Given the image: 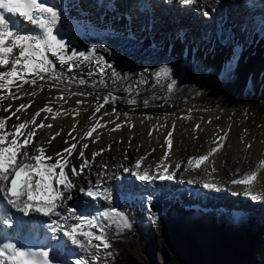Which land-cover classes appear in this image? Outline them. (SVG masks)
Wrapping results in <instances>:
<instances>
[{"label":"bare ground","instance_id":"bare-ground-1","mask_svg":"<svg viewBox=\"0 0 264 264\" xmlns=\"http://www.w3.org/2000/svg\"><path fill=\"white\" fill-rule=\"evenodd\" d=\"M242 1L207 0L205 3V0H200V3L189 6L199 7L204 12V18H207L209 14H216L220 4H227V11H230L236 2L238 10L242 8L246 11L250 6L241 7L239 4ZM236 12L234 10V15ZM85 13L89 28L87 34L91 36L81 41L67 40L63 49L57 50L55 55L49 50L46 56L51 63L46 65L47 72L37 75L17 68L29 83L16 77L11 85L0 89V120L5 121V127L0 129V134L4 131L14 133V126L26 123L27 127L21 130L18 140L22 142L29 139L26 149L29 156L37 155V149L43 148L46 157L54 158L45 160L44 163L51 164L57 153L76 145L70 156L62 153L69 161L65 172L74 187L64 190L54 183L58 190L64 191L66 197L57 202L59 206L56 211L60 213L61 219L68 217L66 207L71 205L76 196L88 201L91 207L99 205L102 212L96 219L101 220L98 221L99 229L95 234L100 235L103 230L110 247L97 250L88 241L81 242L84 246L76 248L79 257L73 260V264H94L92 256L104 251L110 254L120 245L129 246L143 254V259L149 262L157 255L166 258L171 252H184L185 255L188 241L194 235L199 238L197 241L200 249L206 252L210 246L208 241L217 239L221 229H231L230 234L241 237L246 249L252 247L249 246V241L251 245L258 244L251 237L254 232H251L250 226L255 225L256 234L261 237L264 218L258 219L253 214L245 216L230 206L225 209L227 204L221 205L222 210H219L213 204L209 205V209L206 203L197 206V202L200 196L210 201L215 195L222 194L227 196L228 203L232 201L231 203L236 204L240 201L241 205L249 203L251 206L256 203L264 204V199L245 196L244 185L231 183L232 180L241 179L246 173L257 171L254 192H264V169H255L254 166L258 163L259 167V162L264 160V140L254 139L250 142L249 136L242 139L230 137L226 141L217 136L221 123L217 110L225 106H249L264 113V47L259 46L264 38L261 41L252 37L249 41L241 36L239 30L236 34L230 27L221 34L223 44L212 42L211 26L206 23L205 28L209 32L200 45L187 38H174L167 33L163 39L158 38L164 43L160 42L157 50H150L146 45L149 35L140 33L139 43L126 42L121 36L101 35L94 30L98 20L93 13ZM151 17L152 28L160 27L156 24L158 22L163 25L162 29L169 31L177 23L185 28L186 37L198 33L193 30L195 25L183 26L182 23H172L165 18L161 22L162 18L157 16V12L152 13ZM226 17L229 18V13ZM131 20V28L141 23L137 16ZM233 20L238 28L246 29L247 23L243 17ZM123 28L118 26L117 30L122 31ZM152 34L154 35L153 31ZM187 42L188 48L185 47ZM233 42H239L245 48L243 57L234 65L236 52L231 50ZM195 46L197 48H193ZM80 53H84V56L81 57ZM73 54L80 62L67 61V57ZM61 56L66 63H61ZM229 63L232 71L225 74L223 68ZM162 67L170 69L169 75L157 78L156 74ZM0 69H6V73L11 71L10 65H0ZM249 78L251 84L247 85ZM32 80L36 83H31ZM172 81H175V85L169 91L167 86ZM105 99L109 102L104 103ZM21 104L25 105L24 109H20ZM100 105L103 107L96 111ZM45 108H51L52 111H42ZM183 118H187L186 126L178 130L177 126ZM33 120L35 123H32ZM41 124L51 127H40ZM93 128L95 131L88 136L87 133ZM192 130H198L195 132L199 134L196 141L192 140ZM30 131L35 135L29 138L27 133ZM206 138H210L214 146L206 148L201 145ZM8 139L11 140L12 135ZM167 139L172 141L171 150L166 143ZM217 144H222L223 147L209 157L210 163L198 169L194 164L187 168L181 165L186 157H199V153L192 149L202 147L211 150ZM249 145L250 147H245ZM231 149L243 155L244 163H240V159L236 161L237 153L231 152ZM80 152H83V157L79 155ZM166 153L167 159H164ZM17 159L34 163L23 155ZM85 161L87 167L83 172L72 175L71 167L75 166L79 170ZM137 161L141 162L139 170L136 168ZM132 162L134 164L131 166ZM158 165H167L168 171L165 173L163 167ZM252 167L255 170L248 171ZM145 169L153 177L164 174L172 175L173 178L141 180L137 173L143 174ZM235 170H240V173H234ZM125 176L128 179L130 176L139 178L136 184L139 187L150 186V195L146 196L147 192L139 200H135L136 203L126 202L116 206L112 202L113 197L117 189L123 186L122 180ZM170 180L180 181L181 187L187 185L185 192L192 201L186 200L184 204H179V200L171 192L161 195L153 191L155 185L164 186ZM205 183L215 184L216 187L205 188ZM86 186L91 187L95 198L86 195ZM83 187L85 192L81 196L77 192H81ZM132 189L138 190V187L132 186ZM199 189L202 194H198ZM218 203L220 202L214 204ZM0 205L3 206V212L11 218L10 222L19 219V212L7 204L2 195ZM33 214L37 217L42 215ZM237 227L240 229H235ZM233 229L235 233H232ZM98 243L99 241H92V244Z\"/></svg>","mask_w":264,"mask_h":264},{"label":"snow or ice","instance_id":"snow-or-ice-1","mask_svg":"<svg viewBox=\"0 0 264 264\" xmlns=\"http://www.w3.org/2000/svg\"><path fill=\"white\" fill-rule=\"evenodd\" d=\"M183 5H196L200 3V0H179ZM219 2V0H217ZM207 3V0H205ZM18 16L24 21L29 22L34 25L46 30V38L41 40L39 37L35 36H23L18 32L14 31L11 26V21L7 18V15ZM45 14L47 18H45ZM58 19L57 11L44 5L40 0H0V65L11 64V71L3 75H0V89H4L13 83V78L19 77V79L24 80V77L20 75L17 70V66L24 69L25 72L29 73H44L48 71L46 65L51 62L48 60L45 52L51 50L53 55L56 54L57 50H62L64 43L62 40H58L55 35H53V29L50 25H54ZM18 50V54L17 53ZM73 56L67 57V61L74 59ZM83 57L84 53H80ZM87 59V57H85ZM61 63H66L64 57H60ZM225 74H230L232 71L231 64L225 68ZM170 69L167 67H162L160 71L156 74L157 78L161 75L168 77ZM113 75H116L113 73ZM43 79V77H40ZM24 83H29L28 80H24ZM31 83L35 84L36 81L32 80ZM83 83V81H81ZM175 85V81L168 84L169 91L172 90ZM107 99L104 103H108ZM134 102V101H133ZM25 105L21 104L20 109H23ZM100 105L97 107L96 111L100 110ZM20 109H17L19 111ZM42 111L51 112V108L42 109ZM39 115V112L36 113ZM35 123V120L32 121ZM5 121L0 120V129H4ZM14 133H3L0 134V195L3 199L7 201V204L11 205L18 212L23 213L25 216L31 213H40L44 216L56 215L59 216L60 213L56 211L58 201L65 199L64 191L58 190L54 187V183L60 185L64 190H69L74 187L73 182L69 179V175L65 172V167L69 165V161L64 158L62 153H57V156L53 163L46 164L45 160H53L51 156H45V150L43 148L37 149V155L29 156L27 152V146L29 145V139H24L22 142L18 140L21 130L27 127L26 123H21L14 126ZM40 127H51V125L41 124ZM95 131L93 128L87 133L88 136L92 135ZM12 135V139L9 140L8 136ZM35 133L30 131L27 136L30 138ZM171 136V133H169ZM55 137H53L54 139ZM221 139H224L223 137ZM169 150H171L172 141L170 139L166 140ZM214 143H216L214 141ZM84 147H87L85 145ZM222 144H217L216 148H212L208 154L202 155L196 158H191L188 164L195 165V168H200L206 163H210L209 157L216 153ZM250 147V145L248 146ZM76 145L73 144L71 148L64 149V153L69 156L72 154ZM21 149H25L21 151ZM23 155L27 160L33 161L34 163H25L18 161V156ZM79 155L83 157V152ZM98 155V153L96 154ZM164 159H167V153ZM87 167V161H85L81 168L77 170L75 166L71 167L72 175H80L83 169ZM158 167H163L164 172L168 171L167 165H158ZM178 167V166H177ZM136 168L139 170L141 168V162L137 161ZM259 168L264 169V160L259 162ZM59 169L57 172L56 170ZM215 169H213L214 171ZM141 180L150 181L154 178L161 180L172 179V175L159 174L156 177L149 175L148 170L145 169L143 174H139ZM22 182L18 188V182ZM257 181V171H252L250 173L244 174L241 179L232 180V184L244 185V195L250 196L252 199L261 200L264 199V192H254V183ZM191 182V181H190ZM205 188H215V184L205 183ZM84 191V189H81ZM86 195L95 198V194L91 188L86 190ZM46 196L47 199L41 202L36 200L37 197ZM71 211V210H70ZM10 217L3 212V206L0 205V225H10ZM83 219V217H81ZM55 223V221H54ZM125 225L127 223L125 221ZM96 227L95 224L91 225ZM56 231V229H53ZM64 235L68 237L73 244H78L81 247L84 245L77 238L79 236L85 237L88 240V244L91 247H95L99 250L101 247L108 249L110 244L105 239L103 230H101L100 235L88 231H83L80 226H73L70 230L65 231ZM99 241L98 244H92V241ZM0 264H51L49 260V252L46 250L33 251L31 249L19 248L15 243L5 242L0 243ZM79 264V262H77Z\"/></svg>","mask_w":264,"mask_h":264},{"label":"rangeland","instance_id":"rangeland-1","mask_svg":"<svg viewBox=\"0 0 264 264\" xmlns=\"http://www.w3.org/2000/svg\"><path fill=\"white\" fill-rule=\"evenodd\" d=\"M73 61L80 62V60L78 58H74ZM90 63H92V62H90ZM253 99H255V98H253ZM262 101L264 102V99H262ZM202 111L205 112V109H202ZM217 114H219V116H217L218 119L221 118V121H220L221 123H219V128L217 130L218 131L217 136H219V138L223 137L224 140L227 141L228 139H230V137H232V139L233 138L242 139V138H248L250 136V142L254 139H258V140L263 139L264 140V113L260 112L259 110L254 109V108H250L249 106L244 108L243 105H240V106H232L231 105V106H225V107L217 110ZM186 123H187V118H183L180 121V124L177 126V129L180 130V129L184 128L186 126ZM197 131L198 130H192V136L191 137H192L193 141H196L199 139V134L195 133ZM79 138H80L79 135H77V139H79ZM188 144H189V142H188ZM202 144L206 148H207V146L208 147L214 146L213 141H211L210 138H206L205 141L201 143V145ZM245 147L248 148V146H245ZM229 148H231V147H229ZM227 149H228V147H227ZM204 150L205 149H202V147L200 149H197V148L192 149L193 152H195V151L198 152L199 156L206 155L210 151V150H205V151ZM232 151H233V149H231V152ZM234 152H235V150L233 151V153ZM238 152H235V153H237L236 158H235L236 161L240 159L239 160L240 163H244L243 160L245 158L242 157L243 155L239 154ZM188 161H189V158L186 157L184 162H182L183 164H181V165L187 168V166H190L188 164ZM133 164L134 163L132 162L131 166ZM254 166H255V169L259 168V167H257L258 163ZM255 169H253V167H252L248 171L255 170ZM234 173L238 174V173H240V170H235ZM177 183H179L181 185L180 181ZM190 184L192 185V183H190ZM83 188L85 190V187H83ZM87 188L89 189L91 187L86 186V190H87ZM77 193H80L81 196L83 195V191L77 192ZM77 198H80V197L76 196L73 199H77ZM86 199H87V197H86ZM69 203H70V201H69ZM69 209H70V207H69ZM250 228H251V232H254L253 233L254 235H251V237H254L255 240H257L258 244L255 245V248L252 252L248 251V254L244 250L240 249V252L236 258L237 260L234 258V262L237 264H243L245 260L251 259L252 256H254V253H256V250H258V249L261 251L264 250L263 241H260L261 237L257 236L256 230H255V225H251ZM235 229H233L234 232H232V233H235ZM263 229H264V227H263ZM221 231H223V233L220 235L218 233V237H216L217 239H213V240L208 241V244H210L208 249L205 250L203 247V249L205 251H210V250L211 251H217L218 247H220L221 244H223L222 249L220 250V254L222 256H226V254H227L226 249L229 248L228 245L233 246L234 248H236L235 250H237V248L239 246L237 244V238L239 236L236 237L235 236L236 234L231 235L230 234L231 229H221ZM230 235L232 236V238L229 237ZM194 237L196 239H199L198 236H196V235H194ZM262 237H264V233L262 234ZM239 238H238L239 240L242 239L241 237H239ZM191 240H193V237ZM191 240L188 241L187 250L189 249V247L191 245ZM248 244H249V246L254 247V245H251L250 241ZM202 246H203V244H202ZM187 250H186V252H187ZM106 252L107 251L101 252V254L98 253V255L96 254V256H99L100 258L94 264H124V262L127 260L126 257L129 255L134 256L137 260L143 262L144 264H146V263H148V264H171V262L174 260V257L176 258L177 255L182 257L184 255L183 254L184 252L183 253H172L171 252L170 256H168L166 258H162L160 255H157L154 257V259H152V262H149V261L143 259V257H142L143 254H139L138 252H136L131 247L125 246V245L124 246L123 245L117 246V248L113 249L110 254H109V252H107V253ZM96 256H94V258H96ZM254 260H255L254 264H261L257 258H255ZM262 260H263L262 264H264V258L263 257H262ZM207 264H210V263H207Z\"/></svg>","mask_w":264,"mask_h":264},{"label":"trees","instance_id":"trees-1","mask_svg":"<svg viewBox=\"0 0 264 264\" xmlns=\"http://www.w3.org/2000/svg\"><path fill=\"white\" fill-rule=\"evenodd\" d=\"M221 248L218 247L217 251H212L211 256H205L202 254L197 243L194 241L192 247L186 254L185 264H237L234 262V258L236 259L239 250H235L236 248L229 246V248L226 249V256H222L220 254ZM126 259L127 260L124 262V264H144L132 255L127 256ZM171 264H179L178 258L174 257V260L171 262ZM243 264H250V262L248 260H245Z\"/></svg>","mask_w":264,"mask_h":264},{"label":"water","instance_id":"water-1","mask_svg":"<svg viewBox=\"0 0 264 264\" xmlns=\"http://www.w3.org/2000/svg\"><path fill=\"white\" fill-rule=\"evenodd\" d=\"M177 257H178V260H179V264H185V258L184 257L181 258L178 255H177ZM146 264H148V263H146Z\"/></svg>","mask_w":264,"mask_h":264}]
</instances>
